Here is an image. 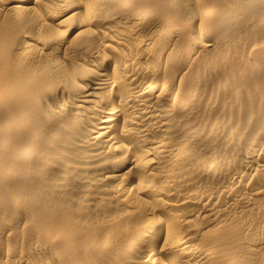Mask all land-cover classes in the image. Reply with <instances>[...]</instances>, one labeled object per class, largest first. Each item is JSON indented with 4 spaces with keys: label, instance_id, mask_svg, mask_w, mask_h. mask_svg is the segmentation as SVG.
Returning a JSON list of instances; mask_svg holds the SVG:
<instances>
[{
    "label": "bare ground",
    "instance_id": "6f19581e",
    "mask_svg": "<svg viewBox=\"0 0 264 264\" xmlns=\"http://www.w3.org/2000/svg\"><path fill=\"white\" fill-rule=\"evenodd\" d=\"M0 264H264V0H0Z\"/></svg>",
    "mask_w": 264,
    "mask_h": 264
}]
</instances>
